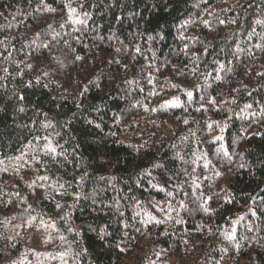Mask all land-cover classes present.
Segmentation results:
<instances>
[{
	"label": "trees",
	"instance_id": "obj_1",
	"mask_svg": "<svg viewBox=\"0 0 264 264\" xmlns=\"http://www.w3.org/2000/svg\"><path fill=\"white\" fill-rule=\"evenodd\" d=\"M0 264H264V0H0Z\"/></svg>",
	"mask_w": 264,
	"mask_h": 264
},
{
	"label": "snow or ice",
	"instance_id": "obj_2",
	"mask_svg": "<svg viewBox=\"0 0 264 264\" xmlns=\"http://www.w3.org/2000/svg\"><path fill=\"white\" fill-rule=\"evenodd\" d=\"M49 11H53V9H48ZM70 11H72V12H75V9H71ZM74 23H82V21H80V20H75L74 21ZM205 23H207V21H205ZM258 23H259V21H258ZM137 51H140V49L139 48H137ZM77 59H79V57H77ZM188 96L189 97H191L192 96V93L191 92H188ZM214 102V101H213ZM168 103H170V104H173V105H175V104H178L179 103V101L178 100H176V99H174V100H172V101H169ZM185 123H187V121H185ZM209 127H211V125H209ZM217 139H223V137H217ZM46 147L51 151V152H55L56 151V149L49 143L48 145H46ZM221 147H223V145H221ZM205 166H207V162L205 163ZM42 179H47V177H43ZM169 195H171V193H169ZM208 209H205V211H207ZM179 222V221H178ZM53 227H54V225H53ZM234 231L235 230H233V233L232 234H226V236H225V238L226 239H231L232 238V235L234 234Z\"/></svg>",
	"mask_w": 264,
	"mask_h": 264
},
{
	"label": "clouds",
	"instance_id": "obj_3",
	"mask_svg": "<svg viewBox=\"0 0 264 264\" xmlns=\"http://www.w3.org/2000/svg\"><path fill=\"white\" fill-rule=\"evenodd\" d=\"M217 79H219V77H217ZM213 194H215V193H213Z\"/></svg>",
	"mask_w": 264,
	"mask_h": 264
},
{
	"label": "rangeland",
	"instance_id": "obj_4",
	"mask_svg": "<svg viewBox=\"0 0 264 264\" xmlns=\"http://www.w3.org/2000/svg\"><path fill=\"white\" fill-rule=\"evenodd\" d=\"M196 153H198V151Z\"/></svg>",
	"mask_w": 264,
	"mask_h": 264
}]
</instances>
